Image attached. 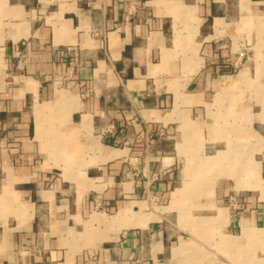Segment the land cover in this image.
I'll use <instances>...</instances> for the list:
<instances>
[{"label": "crops", "instance_id": "1", "mask_svg": "<svg viewBox=\"0 0 264 264\" xmlns=\"http://www.w3.org/2000/svg\"><path fill=\"white\" fill-rule=\"evenodd\" d=\"M225 41L264 79V0H0V264H264V104L227 121Z\"/></svg>", "mask_w": 264, "mask_h": 264}, {"label": "rangeland", "instance_id": "2", "mask_svg": "<svg viewBox=\"0 0 264 264\" xmlns=\"http://www.w3.org/2000/svg\"><path fill=\"white\" fill-rule=\"evenodd\" d=\"M242 41L239 42L241 44ZM244 43H247L244 41ZM223 59L228 61L231 65H229V76L230 78L224 79L225 83V92L223 91V95L220 93V91L217 89L215 90V93L217 95L215 100H225L226 101V106L228 108L226 109V119L229 122H234V121H240V118L243 120L246 119L247 121H250L251 117L253 118V115L259 112V108L256 106L264 104V79H261L259 83L255 82L248 76L245 79H237V75L242 72L243 66L241 67L240 65L236 67L235 61L237 58H240L241 52H244V67H245V73H248L249 64L247 63V58L248 56L251 57V52H250V47L247 46L246 44H243L242 47L238 45V42H233V44L230 41H225L223 43ZM228 94H231V99H229ZM216 106V105H215ZM211 113L214 115L216 113H219V106L213 107ZM245 110V112L242 113V110ZM241 110V112H239ZM212 115V117H214ZM209 124V131L211 130L212 133L215 135H212V140L217 139L219 136L216 135V133H220V126L218 122H213V119L208 122ZM230 126L227 123V134L231 132V134L235 135L237 134L239 129L236 128H228ZM249 136V135H248ZM228 138V137H227ZM248 147L251 148V142L248 143ZM251 150V149H250ZM249 150V151H250ZM197 162L199 160H196ZM199 163H192L191 166L186 167L185 170V175L187 176L188 179H197L200 177H203V171L200 168ZM225 171L229 172V168L226 169ZM220 169L215 168L211 170V175L215 176H220ZM216 173V174H215ZM190 175V176H189ZM234 179L237 177H233ZM197 179L196 181H198ZM253 181V178L251 182ZM192 182H195L192 180ZM197 187H203V185H196ZM167 205V204H166ZM177 207L175 204H170L169 210H172V208ZM184 210V209H183ZM184 216L183 218H185Z\"/></svg>", "mask_w": 264, "mask_h": 264}, {"label": "built area", "instance_id": "3", "mask_svg": "<svg viewBox=\"0 0 264 264\" xmlns=\"http://www.w3.org/2000/svg\"><path fill=\"white\" fill-rule=\"evenodd\" d=\"M228 204L229 207H231L232 209L236 210V211H241V207L242 204L240 203V201L238 200V198L236 196H230L228 198Z\"/></svg>", "mask_w": 264, "mask_h": 264}]
</instances>
